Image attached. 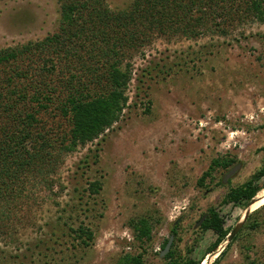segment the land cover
I'll return each mask as SVG.
<instances>
[{
    "label": "rangeland",
    "instance_id": "374dc122",
    "mask_svg": "<svg viewBox=\"0 0 264 264\" xmlns=\"http://www.w3.org/2000/svg\"><path fill=\"white\" fill-rule=\"evenodd\" d=\"M131 2L106 0L114 10ZM217 21L225 33L153 35L126 58L132 78L118 121L64 154L52 186L28 172L20 193L0 200V264H118L138 253L143 264H164L160 247L169 236L178 254L198 259L215 239L199 227L209 207L230 230L247 216L235 240L225 248V238L205 261L212 264L225 248L214 264H264V203L253 205L264 186L246 207L220 202L264 163V22ZM58 26L57 0H0V50L39 41ZM56 93L46 109L31 105L52 132L69 128ZM219 156L234 161L199 184ZM248 217L260 226L248 228ZM141 218L151 227L149 241L135 237L133 224ZM79 223L94 235L86 247L69 236V226Z\"/></svg>",
    "mask_w": 264,
    "mask_h": 264
},
{
    "label": "trees",
    "instance_id": "16d2710c",
    "mask_svg": "<svg viewBox=\"0 0 264 264\" xmlns=\"http://www.w3.org/2000/svg\"><path fill=\"white\" fill-rule=\"evenodd\" d=\"M57 1L56 32L36 42L0 50V200L16 197L25 186L24 174L28 172L33 177L41 175L45 185L52 186L50 176L64 154L93 141L118 121L127 106L126 91L132 78L131 65L125 60L153 35L174 32L196 37L213 29L225 33L226 27L217 20L228 25L247 19L264 22V0H132L128 7L116 10L106 0ZM56 91L57 109L68 120L69 128L52 132L36 113L47 108ZM33 102L38 109L31 106ZM233 161L228 156L213 158L198 183L203 184L213 168H226ZM91 184L92 191L97 192L99 183ZM263 186L264 163L247 182L229 188L220 202L246 207ZM246 224L252 230L260 226L258 220L249 217ZM199 227L215 234L205 255L230 232L214 207H209ZM69 230L79 247L93 240L92 230L83 223L76 228L69 226ZM133 230L138 240L151 239L146 219L136 220ZM225 248L212 264L224 255ZM204 254L186 259L178 254L172 240L163 259L164 264H200ZM118 264H143L142 255L125 254Z\"/></svg>",
    "mask_w": 264,
    "mask_h": 264
},
{
    "label": "water",
    "instance_id": "95a60500",
    "mask_svg": "<svg viewBox=\"0 0 264 264\" xmlns=\"http://www.w3.org/2000/svg\"><path fill=\"white\" fill-rule=\"evenodd\" d=\"M236 167H237V166H234L233 168H231V169L226 173L224 179H226L231 173H233V172L235 171ZM252 202H253V201H252ZM252 202H251V203H252ZM246 216H247V215L245 214L244 217H243L241 220H239V221H238V222H237V223L231 228L230 232H229L228 235L226 236V241H227V242L231 241V240L233 239V237L236 235V233L239 231V229L241 228V226H242V224H243V222H244ZM199 222H201V220H199ZM171 242H172V236H169V237H168V240H167V242H166V244H165V246H164V248H163L162 251H161V255H164V254L168 251Z\"/></svg>",
    "mask_w": 264,
    "mask_h": 264
},
{
    "label": "bare ground",
    "instance_id": "6f19581e",
    "mask_svg": "<svg viewBox=\"0 0 264 264\" xmlns=\"http://www.w3.org/2000/svg\"><path fill=\"white\" fill-rule=\"evenodd\" d=\"M259 197H260V199H258L257 202H255L253 204L255 207L264 203V194L259 196ZM253 205H252V207H253ZM200 264H208L207 259H206V261H205V259H203Z\"/></svg>",
    "mask_w": 264,
    "mask_h": 264
}]
</instances>
